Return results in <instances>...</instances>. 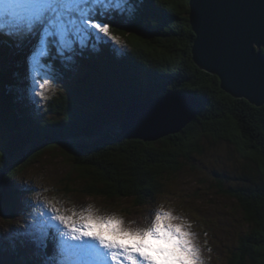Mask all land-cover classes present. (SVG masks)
<instances>
[{
    "label": "trees",
    "instance_id": "1",
    "mask_svg": "<svg viewBox=\"0 0 264 264\" xmlns=\"http://www.w3.org/2000/svg\"><path fill=\"white\" fill-rule=\"evenodd\" d=\"M109 2L115 4H98L94 18L90 17L92 23L87 22L88 37L84 34L78 39L79 53L75 52L81 72L66 75L74 88L68 96L54 99L50 110L55 118H39L31 94L26 96L38 72L28 64L34 40L31 44L0 35V172L5 173L0 215L13 218L25 191L13 174L24 171L53 145L68 148L84 181L79 191L112 200L129 199L137 208L157 200L166 181L205 152L207 140L226 141L235 146L253 175L250 179L239 176L242 184L238 186L218 187L222 195L238 201L249 226L230 264H264V105L232 96L221 87L217 75L194 62L196 36L189 0ZM61 8L66 9L64 4ZM0 17L8 26L6 15ZM98 24L107 25L109 31H98ZM115 36L124 40L123 48ZM63 52L65 61L72 64L71 52ZM173 90L194 95L202 103L195 119L181 132L149 142L105 130L121 123L129 105ZM81 136L97 139L70 141ZM19 241L17 235L12 238L17 259L13 264H53L57 259L49 239L41 262ZM69 263L64 258L56 262Z\"/></svg>",
    "mask_w": 264,
    "mask_h": 264
},
{
    "label": "rangeland",
    "instance_id": "2",
    "mask_svg": "<svg viewBox=\"0 0 264 264\" xmlns=\"http://www.w3.org/2000/svg\"><path fill=\"white\" fill-rule=\"evenodd\" d=\"M0 1L14 5L21 1L20 8L27 4V0ZM103 1L115 4L80 0L75 10L68 6L56 17L47 18L50 25L42 42L28 36V42H35L36 53L29 56L28 64L38 72L32 74L33 86L25 92L28 97L31 94L39 118H55L50 110L54 99L68 96L74 88L66 75L81 72L77 42L84 34L88 37L87 22ZM98 25V31H109L107 25ZM115 40L123 48L124 40L118 36ZM63 49L66 54L71 52L75 63L65 61ZM105 130L121 132L120 124ZM96 139L81 136L70 141ZM68 152L67 147L50 146L24 171L13 174L26 190L13 218L0 215V264L17 260L11 249L16 235L40 262L49 239L57 257L53 264L62 258L71 264H230L241 239L247 236L249 226L241 205L222 195L218 187L238 186L242 184L239 176L250 179L253 175L235 146L226 141L207 140L205 152L169 178L157 200L137 208L129 199L112 200L79 191L84 181Z\"/></svg>",
    "mask_w": 264,
    "mask_h": 264
},
{
    "label": "water",
    "instance_id": "3",
    "mask_svg": "<svg viewBox=\"0 0 264 264\" xmlns=\"http://www.w3.org/2000/svg\"><path fill=\"white\" fill-rule=\"evenodd\" d=\"M189 6L194 62L220 77L232 96L263 105L264 53L257 47L264 46V0H189ZM201 109L197 97L173 90L129 105L120 130L128 139L157 141L181 132ZM1 178L0 192L4 172Z\"/></svg>",
    "mask_w": 264,
    "mask_h": 264
},
{
    "label": "bare ground",
    "instance_id": "4",
    "mask_svg": "<svg viewBox=\"0 0 264 264\" xmlns=\"http://www.w3.org/2000/svg\"><path fill=\"white\" fill-rule=\"evenodd\" d=\"M109 8L111 9V7H109ZM256 47H257V46H256ZM258 49L262 50V52L264 53V51H263L264 46H262L261 48H258V47H257V50H258ZM219 78H220V77H219ZM220 80H221V79H220ZM164 95H165V94H164ZM164 95H163V96H164ZM189 95H190V94H189ZM153 98H154V97H153ZM236 98H240V97H236ZM198 100H199V99H198ZM248 101H249V100H248ZM249 102H250V101H249ZM263 105H264V104H263ZM261 106H262V105H261ZM120 124H121V123H120ZM121 133H123V132L121 131ZM140 140H141V139H140ZM143 141H144V140H143ZM24 190H26V189H24Z\"/></svg>",
    "mask_w": 264,
    "mask_h": 264
}]
</instances>
